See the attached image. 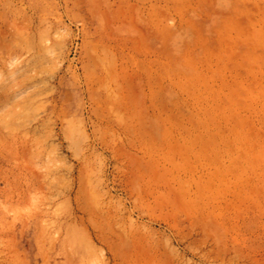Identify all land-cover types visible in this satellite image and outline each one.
Masks as SVG:
<instances>
[{
    "label": "rangeland",
    "instance_id": "374dc122",
    "mask_svg": "<svg viewBox=\"0 0 264 264\" xmlns=\"http://www.w3.org/2000/svg\"><path fill=\"white\" fill-rule=\"evenodd\" d=\"M0 264H264V0H0Z\"/></svg>",
    "mask_w": 264,
    "mask_h": 264
}]
</instances>
